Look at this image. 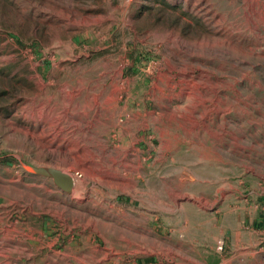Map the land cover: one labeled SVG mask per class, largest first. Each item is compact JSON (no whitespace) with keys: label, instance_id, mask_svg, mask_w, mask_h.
<instances>
[{"label":"rangeland","instance_id":"374dc122","mask_svg":"<svg viewBox=\"0 0 264 264\" xmlns=\"http://www.w3.org/2000/svg\"><path fill=\"white\" fill-rule=\"evenodd\" d=\"M0 264H264V0H0Z\"/></svg>","mask_w":264,"mask_h":264},{"label":"water","instance_id":"95a60500","mask_svg":"<svg viewBox=\"0 0 264 264\" xmlns=\"http://www.w3.org/2000/svg\"><path fill=\"white\" fill-rule=\"evenodd\" d=\"M54 181L65 192L69 191L72 187L71 179L66 175L57 174Z\"/></svg>","mask_w":264,"mask_h":264}]
</instances>
